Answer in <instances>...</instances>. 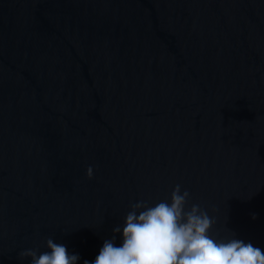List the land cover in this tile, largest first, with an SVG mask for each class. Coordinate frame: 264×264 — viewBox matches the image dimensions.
I'll return each instance as SVG.
<instances>
[{"label":"water","instance_id":"1","mask_svg":"<svg viewBox=\"0 0 264 264\" xmlns=\"http://www.w3.org/2000/svg\"><path fill=\"white\" fill-rule=\"evenodd\" d=\"M175 184L264 249V0H0V264Z\"/></svg>","mask_w":264,"mask_h":264},{"label":"clouds","instance_id":"2","mask_svg":"<svg viewBox=\"0 0 264 264\" xmlns=\"http://www.w3.org/2000/svg\"><path fill=\"white\" fill-rule=\"evenodd\" d=\"M93 174L91 166L87 169ZM188 189L175 184L169 197L155 203L139 200L130 205L120 234L103 240L95 259L83 264H264V249L236 236L213 232L216 218L199 203H191ZM46 250L22 249L29 264H77L80 255L52 237Z\"/></svg>","mask_w":264,"mask_h":264}]
</instances>
